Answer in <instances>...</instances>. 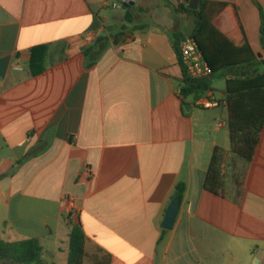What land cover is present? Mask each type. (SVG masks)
<instances>
[{"label":"crops","instance_id":"obj_1","mask_svg":"<svg viewBox=\"0 0 264 264\" xmlns=\"http://www.w3.org/2000/svg\"><path fill=\"white\" fill-rule=\"evenodd\" d=\"M183 1L0 0L2 240L37 239L44 264H68L71 217L84 264H264V129L248 164L230 153L226 89L213 110L180 97ZM209 1L235 6L264 59V0ZM214 25L237 34L229 12ZM216 148L229 153L224 197L205 189Z\"/></svg>","mask_w":264,"mask_h":264},{"label":"trees","instance_id":"obj_2","mask_svg":"<svg viewBox=\"0 0 264 264\" xmlns=\"http://www.w3.org/2000/svg\"><path fill=\"white\" fill-rule=\"evenodd\" d=\"M254 3L260 11V43L264 50V11L255 1ZM175 11L193 17L194 29L191 36L210 69L208 78L200 81L190 79L180 59V36H176L175 51L184 72L183 94L188 99L198 100L213 90L212 81L217 74L228 73L225 94L230 153L250 164L256 155L264 129V72L257 70L258 65H264V59L254 53L235 6L209 0H184ZM224 12H229L232 16L237 32L235 37H229L214 25L215 20ZM31 68L34 75L43 71L42 67H35L33 61ZM228 156V152L216 148L208 169L205 189L218 197L225 196V165ZM185 192V185L179 184L175 197L182 201ZM67 221L71 229L67 262L84 264L85 232L81 224L74 222L71 217ZM0 262L44 264V247L37 239L11 243L0 238Z\"/></svg>","mask_w":264,"mask_h":264},{"label":"built area","instance_id":"obj_3","mask_svg":"<svg viewBox=\"0 0 264 264\" xmlns=\"http://www.w3.org/2000/svg\"><path fill=\"white\" fill-rule=\"evenodd\" d=\"M95 39V35L90 34L86 38V41L88 43H92ZM180 59L186 75L190 79L200 81L210 76V69L204 61L203 55L200 52L195 40L190 34L184 35L180 40ZM180 97L184 100L188 99L184 96L183 90L180 91ZM222 104L223 102L216 98L213 91L207 92L198 100H193V106L202 110L218 109L222 106ZM217 127L222 128V123H220Z\"/></svg>","mask_w":264,"mask_h":264},{"label":"rangeland","instance_id":"obj_4","mask_svg":"<svg viewBox=\"0 0 264 264\" xmlns=\"http://www.w3.org/2000/svg\"><path fill=\"white\" fill-rule=\"evenodd\" d=\"M257 70L259 72H264V65H261V64L258 65ZM227 75H228V73H224V72L223 73H219V74H217L214 77V79L212 81V89L215 91L217 97L220 96L222 94V92H224L225 89H226V77H227ZM224 115H225L224 118L227 120V112H225ZM227 130L228 129H225V131H227ZM45 260L48 261L47 256H45ZM56 261L58 263H60L61 262V259H57ZM242 261H243L244 264H255V263H252L251 259L248 258V257L247 258L245 257L244 259H242ZM0 264H4V263L3 262H0Z\"/></svg>","mask_w":264,"mask_h":264},{"label":"water","instance_id":"obj_5","mask_svg":"<svg viewBox=\"0 0 264 264\" xmlns=\"http://www.w3.org/2000/svg\"><path fill=\"white\" fill-rule=\"evenodd\" d=\"M180 207H181V201L179 199H175L171 203L163 224V227L166 231H172L174 229V226L176 224L179 215Z\"/></svg>","mask_w":264,"mask_h":264},{"label":"flooded vegetation","instance_id":"obj_6","mask_svg":"<svg viewBox=\"0 0 264 264\" xmlns=\"http://www.w3.org/2000/svg\"><path fill=\"white\" fill-rule=\"evenodd\" d=\"M4 264H10V263H8V262H3Z\"/></svg>","mask_w":264,"mask_h":264}]
</instances>
